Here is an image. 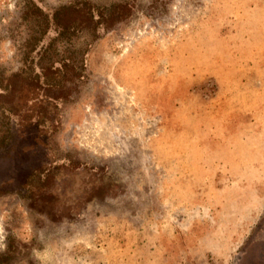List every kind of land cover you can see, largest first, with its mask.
I'll return each mask as SVG.
<instances>
[{"label": "rangeland", "instance_id": "rangeland-1", "mask_svg": "<svg viewBox=\"0 0 264 264\" xmlns=\"http://www.w3.org/2000/svg\"><path fill=\"white\" fill-rule=\"evenodd\" d=\"M0 264H264V0H0Z\"/></svg>", "mask_w": 264, "mask_h": 264}, {"label": "trees", "instance_id": "trees-1", "mask_svg": "<svg viewBox=\"0 0 264 264\" xmlns=\"http://www.w3.org/2000/svg\"><path fill=\"white\" fill-rule=\"evenodd\" d=\"M87 3L88 2L84 1L83 4L85 5ZM79 5H80V3L77 4V6H79ZM77 6H75V7L76 8H79ZM62 7L63 6H60V7L56 8V9H54L53 12H52V14L50 15V18L46 14H42L43 15V19L42 20H43V23H44V29H46L47 27H49L50 25L53 24L55 27H58L59 30H61V31H59V35L60 36H63V34H62L63 31H66L67 28L69 27V26L67 27L65 24H62V25L57 24V19H58L57 17H59L58 15H59L60 10L62 9ZM93 7L94 6L92 4H91V7H89V5H88V9H91L92 8L94 12L98 13L99 18L96 19L95 23H100L101 21L102 22L105 21V20H103V19H106L105 18L106 17L105 15L112 14L113 13V11H111L112 10L111 7H97V8L96 7L93 8ZM44 29H43V31H44ZM49 46H50V44L48 43L47 46H45L43 50L46 51L47 48H49Z\"/></svg>", "mask_w": 264, "mask_h": 264}]
</instances>
